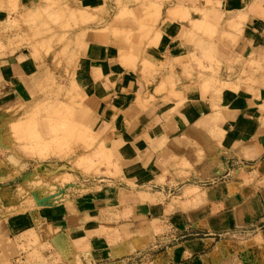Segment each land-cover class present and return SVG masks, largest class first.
<instances>
[{"label": "crops", "instance_id": "0c3cea01", "mask_svg": "<svg viewBox=\"0 0 264 264\" xmlns=\"http://www.w3.org/2000/svg\"><path fill=\"white\" fill-rule=\"evenodd\" d=\"M36 1L18 0L19 11ZM150 1L165 16L139 53L125 35L92 32L69 61L87 105L81 123L106 137L117 180L1 221L0 264H264V0ZM177 7L187 20L168 15ZM203 10L213 37L189 23ZM205 49L220 70L204 75L219 83L199 76ZM44 61L24 46L0 54V149L3 114L31 93ZM201 182L212 184L187 210L173 205L174 189ZM25 236L37 247L23 251Z\"/></svg>", "mask_w": 264, "mask_h": 264}, {"label": "rangeland", "instance_id": "374dc122", "mask_svg": "<svg viewBox=\"0 0 264 264\" xmlns=\"http://www.w3.org/2000/svg\"><path fill=\"white\" fill-rule=\"evenodd\" d=\"M137 6L143 7L141 14L132 9ZM0 9L10 13L8 20L0 22V54L24 46L45 60L24 102L3 114L0 223H9L40 206L75 199L117 180L119 168L106 137L81 123L87 105L71 78L69 61L92 32L109 33L116 41L125 35L131 51L139 53L145 38L165 15L162 4L150 0H38L24 12L19 11L18 0H0ZM178 9H170L168 15L187 20L188 10ZM199 16L200 20H189L192 29L213 37L214 31L206 25V12ZM124 20L133 22L127 30L123 29ZM195 62L205 82L207 78L210 83H219L204 75L208 71L218 75L220 70V64L206 49ZM220 87L240 88L226 83ZM210 184L201 182L189 193L174 189L173 205L187 210L190 199L205 195ZM202 201L195 202V207ZM257 230L255 225L239 226L230 231L237 233L231 238L245 240ZM27 237L22 242L28 243L20 246L23 251L37 247L36 238ZM34 254L30 258L39 256L38 252Z\"/></svg>", "mask_w": 264, "mask_h": 264}, {"label": "bare ground", "instance_id": "6f19581e", "mask_svg": "<svg viewBox=\"0 0 264 264\" xmlns=\"http://www.w3.org/2000/svg\"><path fill=\"white\" fill-rule=\"evenodd\" d=\"M211 127V126H210Z\"/></svg>", "mask_w": 264, "mask_h": 264}]
</instances>
